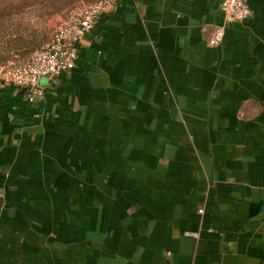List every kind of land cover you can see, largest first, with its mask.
<instances>
[{"label": "crops", "instance_id": "0c3cea01", "mask_svg": "<svg viewBox=\"0 0 264 264\" xmlns=\"http://www.w3.org/2000/svg\"><path fill=\"white\" fill-rule=\"evenodd\" d=\"M248 5L209 44L220 0H119L33 99L0 85V264H264V0Z\"/></svg>", "mask_w": 264, "mask_h": 264}, {"label": "built area", "instance_id": "2783aa9c", "mask_svg": "<svg viewBox=\"0 0 264 264\" xmlns=\"http://www.w3.org/2000/svg\"><path fill=\"white\" fill-rule=\"evenodd\" d=\"M118 1L93 0L67 8L43 45L26 60L11 64L0 71V85H15L33 99L40 77H57L75 67L77 41L94 28ZM220 10L224 24L215 27L207 38L209 44L221 41L226 23L240 22L251 14L248 0H220Z\"/></svg>", "mask_w": 264, "mask_h": 264}, {"label": "rangeland", "instance_id": "374dc122", "mask_svg": "<svg viewBox=\"0 0 264 264\" xmlns=\"http://www.w3.org/2000/svg\"><path fill=\"white\" fill-rule=\"evenodd\" d=\"M91 0H0V71L26 60L70 6Z\"/></svg>", "mask_w": 264, "mask_h": 264}]
</instances>
